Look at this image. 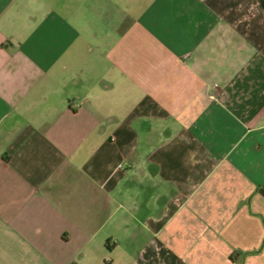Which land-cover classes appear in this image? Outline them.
<instances>
[{
  "label": "crops",
  "instance_id": "1",
  "mask_svg": "<svg viewBox=\"0 0 264 264\" xmlns=\"http://www.w3.org/2000/svg\"><path fill=\"white\" fill-rule=\"evenodd\" d=\"M0 264H264V0H0Z\"/></svg>",
  "mask_w": 264,
  "mask_h": 264
}]
</instances>
